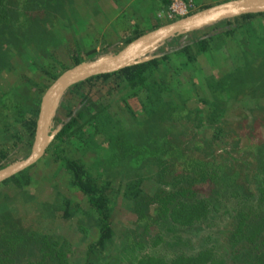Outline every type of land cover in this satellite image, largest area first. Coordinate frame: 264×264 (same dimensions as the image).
Segmentation results:
<instances>
[{
    "label": "rangeland",
    "instance_id": "374dc122",
    "mask_svg": "<svg viewBox=\"0 0 264 264\" xmlns=\"http://www.w3.org/2000/svg\"><path fill=\"white\" fill-rule=\"evenodd\" d=\"M181 1L188 13L174 14L170 6L159 14L154 3L153 17L144 0H15L9 19L16 24L15 11L26 6L33 8L37 25L25 31L28 43L10 42L0 59V153L6 155L0 166L29 157L35 136L24 129L21 112L38 120L46 91L62 74L113 62L157 18L168 17L163 23L169 24L233 0ZM240 17L220 12L135 50L137 60L158 58L144 86L132 88L114 74L81 80L54 95L45 155L16 174V181L0 183V240L10 245L8 238H24L26 253L34 255L47 238L64 248L68 264H135L133 252L149 250L160 233L152 200L158 191H211L209 181L187 169L192 159L233 169L257 193L264 143V14ZM231 28L238 29L235 36L215 39L207 51L197 48L205 34ZM187 44L193 45V60L181 50ZM72 118L78 122L59 138ZM66 160L82 164L107 192L113 234L103 249L90 251L99 238L100 216L75 185ZM197 237L191 232L179 242L194 251L200 247ZM217 237L228 245L225 232ZM248 262L259 263L251 257Z\"/></svg>",
    "mask_w": 264,
    "mask_h": 264
},
{
    "label": "trees",
    "instance_id": "16d2710c",
    "mask_svg": "<svg viewBox=\"0 0 264 264\" xmlns=\"http://www.w3.org/2000/svg\"><path fill=\"white\" fill-rule=\"evenodd\" d=\"M14 1L0 0V59L10 48V42L16 41V45L28 43L30 34L25 31L34 24L37 25V19L33 17L36 20H32L30 15L33 8L28 9L26 6L19 12L15 11L18 20L16 24L9 19ZM173 1L162 0L163 7L168 9ZM263 14L264 12L243 14L240 18L249 20L255 15ZM38 24L41 26L40 22ZM237 31V28L228 29L225 33L214 30L205 34L196 46L200 51H207L212 41L230 35L235 36ZM192 46L187 44L181 49L188 54L190 60L195 58L191 53ZM75 59L79 64L80 61L76 57ZM158 63V58L138 60L115 72L93 77L107 80L112 75L119 74L129 86L136 88L145 85L151 67L157 66ZM45 73L48 74L46 70ZM149 93L152 94L150 91ZM162 100L165 103L163 97ZM21 115L24 129L31 136H35L37 117L35 115L26 117L24 111ZM77 122V118L66 122L57 136L63 138ZM5 157L6 155L0 153L1 162ZM65 163L73 175L75 185L88 197L90 204L100 216L102 225L99 238L90 246V251L96 248L103 249L113 234L107 192L105 188L95 183L82 164L74 160H66ZM1 168L4 166H0ZM187 169L195 173L199 179L209 181L211 191L200 194L192 187L185 186L158 191L152 200L158 204L156 222L160 226V233L151 240L149 250L133 252L135 264H251L248 257L255 262L258 261L257 264H264V143L259 145L258 152V170L255 175L257 193L252 192L246 178L240 177L241 174L237 175L233 169L225 165L192 159L187 163ZM17 175L2 183L16 181ZM191 232L198 233L197 240L201 241L200 247L194 251L186 250L182 246L183 243L179 242ZM222 232L227 235L228 245L224 246L217 237ZM8 239L10 245L5 241L7 238L0 240V264H68L64 248L47 238L41 240V245L34 255L26 253L29 245L24 238ZM138 244L143 246L142 243ZM252 253L256 257L254 254L252 257Z\"/></svg>",
    "mask_w": 264,
    "mask_h": 264
},
{
    "label": "water",
    "instance_id": "95a60500",
    "mask_svg": "<svg viewBox=\"0 0 264 264\" xmlns=\"http://www.w3.org/2000/svg\"><path fill=\"white\" fill-rule=\"evenodd\" d=\"M220 12H228L234 15L261 13L264 12V0H233L201 10L138 37L129 43L113 62L106 63L104 66H98L95 64L89 66L79 65L62 74L49 87L42 99L31 154L25 160L0 169V183L35 164L45 155L50 142L48 121L51 109V98L54 95H57L65 88L72 86L81 80L104 73L115 72L126 65H130L138 61L133 54L135 50L162 36H170L180 33L197 20L204 19Z\"/></svg>",
    "mask_w": 264,
    "mask_h": 264
},
{
    "label": "crops",
    "instance_id": "0c3cea01",
    "mask_svg": "<svg viewBox=\"0 0 264 264\" xmlns=\"http://www.w3.org/2000/svg\"><path fill=\"white\" fill-rule=\"evenodd\" d=\"M144 2L145 3H147L146 5H148L149 7L150 6H152V8H151V11H149V15L151 16V15H153V17H154V14H153V12H157V11H159V14H161V12H164L165 13V11L166 10H168L167 8H164L163 7V2H162V0H155V1H153V0H144ZM154 3H156L157 5H158V10L156 11V10H154ZM149 9V8H148ZM154 10V11H153ZM161 11V12H160ZM167 12V11H166ZM168 13V12H167ZM167 15V14H166ZM159 17V16H158ZM163 17V16H162ZM168 17H166V19H167ZM165 19V20H166ZM165 20H162V19H160V18H157V19H155V21L153 22L152 21V23L150 22L149 24H148V26H147V30H148V32H150V31H153V30H155V29H157V28H159V27H161V26H164V25H166V23H163ZM145 32V31H144ZM147 32V33H148ZM144 34H146V33H143V35Z\"/></svg>",
    "mask_w": 264,
    "mask_h": 264
},
{
    "label": "built area",
    "instance_id": "2783aa9c",
    "mask_svg": "<svg viewBox=\"0 0 264 264\" xmlns=\"http://www.w3.org/2000/svg\"><path fill=\"white\" fill-rule=\"evenodd\" d=\"M189 5L185 4L181 0H174L171 5V12L173 11L174 14L184 15L189 12Z\"/></svg>",
    "mask_w": 264,
    "mask_h": 264
}]
</instances>
